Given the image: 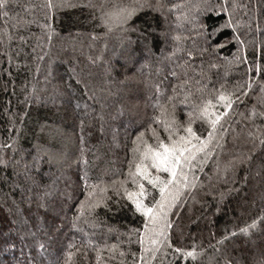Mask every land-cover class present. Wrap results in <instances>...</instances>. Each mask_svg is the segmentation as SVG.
Instances as JSON below:
<instances>
[{"label": "trees", "instance_id": "16d2710c", "mask_svg": "<svg viewBox=\"0 0 264 264\" xmlns=\"http://www.w3.org/2000/svg\"><path fill=\"white\" fill-rule=\"evenodd\" d=\"M133 2L0 7V232L13 240L15 222L27 241L26 256L14 240L0 246V264H45L44 240L55 257L46 264H264V0H146L152 7L126 22L112 15ZM185 93L226 115L214 130L193 120V145L213 137L185 167L188 187L177 186L172 246L153 256L140 243L147 217L112 182L125 179L141 133L154 146L157 136L168 142L157 101L185 135ZM220 93L231 94V109ZM86 184L107 187L109 199L90 207ZM146 187V203L160 198Z\"/></svg>", "mask_w": 264, "mask_h": 264}, {"label": "snow or ice", "instance_id": "6c2138e0", "mask_svg": "<svg viewBox=\"0 0 264 264\" xmlns=\"http://www.w3.org/2000/svg\"><path fill=\"white\" fill-rule=\"evenodd\" d=\"M8 0H0V7H6ZM152 7L151 4H147L146 0H134L132 5H126L121 8L115 15L121 22H126L129 17H131L138 7ZM159 6V0H158ZM172 7H178L173 5ZM107 22V21H106ZM179 39V37H176ZM191 55V54H189ZM180 87H184L183 84ZM251 88V83L247 85ZM243 89V85H241ZM264 91V88H262ZM174 95L169 96L167 101L170 103L175 100L176 93L175 88L173 89ZM190 93H185V99L180 101L181 104L189 106L192 110L188 113L189 121L186 127L183 128L185 135H180L179 131L176 130L174 125L177 123L175 120L174 111L169 119V113L166 104H160L157 101V107L160 109V116H156L154 119L156 121H162L165 131L168 133V142L165 143L164 140L159 139L157 136L156 145L149 144L143 139L144 134L141 133L137 137L140 142L139 145L134 148L133 160L129 162L128 173L124 180H117L112 182L113 190L120 194V189H123V195L128 201L134 205L135 211L142 213L147 217L144 224V232L140 233V243L142 253L148 251L149 249L144 248V240L147 239L148 245L150 246L152 255L155 256L156 251L160 246L167 243L170 247L171 241L169 238V233L167 229L171 228V222L168 219V212L175 205L176 200L179 198V187L183 182V187H188L187 175L184 171L185 167L191 168L192 160L195 157L196 152L204 151L208 144L211 142L213 137V132L210 131L208 134V139L201 142L199 148L191 143V140L195 138L200 141V137L196 135L192 128V122L195 119L206 120L210 125L211 129H216L219 124L221 117L226 115V112H216L215 104L212 100H205L201 105L195 103L189 104L187 97ZM238 99V98H237ZM218 102H223L225 109H231L233 107V101L231 94L225 95L220 93L217 98ZM173 110L175 109V104H172ZM255 108L253 109V115H256ZM260 116H264V112L259 113ZM163 117V120H162ZM153 135L155 136V130L153 129ZM173 133H175L176 138H173ZM253 133H249L252 136ZM142 149V150H141ZM163 171L166 172L167 178L161 176L159 173ZM131 181L133 187L130 189L128 187V181ZM119 185V187H117ZM146 185L151 186V188L159 189L160 198L155 199L150 203H146V198L150 195L149 188ZM86 187H91V191L87 193L88 197L94 198V202L90 204V207H95L99 203H103L107 197V187H100L99 185H91ZM84 202H81V208H83ZM105 207L107 205L105 204ZM133 231H136L135 229ZM42 247V246H41ZM113 249L116 247L112 246ZM174 251L177 254H182L183 256L195 259L198 253L195 248L191 251L184 250L180 247H175ZM69 259L72 253L68 254ZM121 256L124 255L123 252L120 253ZM135 257V253H132ZM101 259L100 251H97V261ZM143 257L141 256V261ZM133 264H136L134 259Z\"/></svg>", "mask_w": 264, "mask_h": 264}, {"label": "rangeland", "instance_id": "374dc122", "mask_svg": "<svg viewBox=\"0 0 264 264\" xmlns=\"http://www.w3.org/2000/svg\"><path fill=\"white\" fill-rule=\"evenodd\" d=\"M17 223H15V222H11L10 224H9V226H8V229H10V228H17ZM19 227V226H18ZM40 228V230H41V236L43 237V229L45 228H41V226H39ZM15 228V230H16V234L14 235V238H12L16 243H21V245L23 246V249H20L19 248V250H18V252H19V254L21 255V256H26L27 255V252H26V244H27V241L25 240V237L23 236V234L20 232V231H17V230H19V229H16ZM4 237V238H3ZM44 237H45V235H44ZM13 240H11V238H9L8 236H6V235H4L2 232H0V242H1V247H6L7 245H10V243L13 241ZM44 245L47 247L45 250H44V252L43 253H39V257H43V259H48V261H44L45 262V264H46V262H48V263H50V262H53V260L55 259V257H54V254H51V252H50V249L53 247V243L51 242V241H45L44 240ZM46 256V257H45ZM28 258V257H27ZM28 259H30V258H28ZM33 259V258H32ZM36 260V259H35Z\"/></svg>", "mask_w": 264, "mask_h": 264}]
</instances>
